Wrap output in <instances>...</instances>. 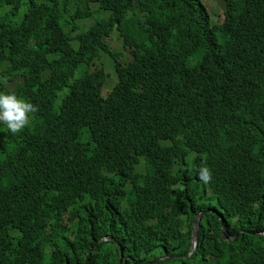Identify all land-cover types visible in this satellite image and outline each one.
<instances>
[{
	"label": "trees",
	"instance_id": "16d2710c",
	"mask_svg": "<svg viewBox=\"0 0 264 264\" xmlns=\"http://www.w3.org/2000/svg\"><path fill=\"white\" fill-rule=\"evenodd\" d=\"M219 1L0 0V264H264V0Z\"/></svg>",
	"mask_w": 264,
	"mask_h": 264
},
{
	"label": "clouds",
	"instance_id": "9594fccd",
	"mask_svg": "<svg viewBox=\"0 0 264 264\" xmlns=\"http://www.w3.org/2000/svg\"><path fill=\"white\" fill-rule=\"evenodd\" d=\"M38 106L19 97L15 93L0 92V123L6 125L12 135L20 134L31 123L32 115L38 111ZM200 179L208 183L212 176L210 169L202 166L198 170Z\"/></svg>",
	"mask_w": 264,
	"mask_h": 264
},
{
	"label": "rangeland",
	"instance_id": "374dc122",
	"mask_svg": "<svg viewBox=\"0 0 264 264\" xmlns=\"http://www.w3.org/2000/svg\"><path fill=\"white\" fill-rule=\"evenodd\" d=\"M204 6L207 8L208 12L210 13L212 17V21L214 24L216 23H221L224 20V12H225V6L222 4L219 0H202ZM93 23V20H87L86 23H81L82 26L85 28L89 26L90 24ZM75 35V34H74ZM109 43L112 45L114 51L121 52V56L123 57L122 54V46L120 44V41L117 39L116 34H114V37L110 38ZM74 46H76L74 44ZM103 56V55H102ZM100 57V64L106 65V71L109 74H113L114 72V67L111 62V59H106V57ZM118 61H120V58H117ZM110 80H112L110 85H113L114 77H111Z\"/></svg>",
	"mask_w": 264,
	"mask_h": 264
},
{
	"label": "water",
	"instance_id": "95a60500",
	"mask_svg": "<svg viewBox=\"0 0 264 264\" xmlns=\"http://www.w3.org/2000/svg\"><path fill=\"white\" fill-rule=\"evenodd\" d=\"M203 213H200L196 220H195V223H194V228H193V234H192V246H191V252L195 249L196 245H197V242H198V236H199V229H200V219H201V216H202ZM224 220V218L222 217V221ZM109 238H112V236H105L102 238L101 241L103 240H106V239H109ZM233 239V238H232ZM230 240V239H229ZM126 261L127 259H124V254L121 250L120 252V259H119V262L118 264H122L124 262V264H126ZM88 264V263H86Z\"/></svg>",
	"mask_w": 264,
	"mask_h": 264
}]
</instances>
